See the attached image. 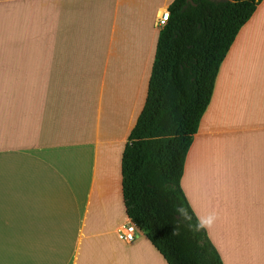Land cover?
<instances>
[{"label": "crops", "instance_id": "obj_1", "mask_svg": "<svg viewBox=\"0 0 264 264\" xmlns=\"http://www.w3.org/2000/svg\"><path fill=\"white\" fill-rule=\"evenodd\" d=\"M172 1L0 0V264H165L143 231L130 244L117 231L122 153ZM262 33L264 0L219 67L180 182L222 264H264V76L237 71L262 63Z\"/></svg>", "mask_w": 264, "mask_h": 264}, {"label": "trees", "instance_id": "obj_2", "mask_svg": "<svg viewBox=\"0 0 264 264\" xmlns=\"http://www.w3.org/2000/svg\"><path fill=\"white\" fill-rule=\"evenodd\" d=\"M261 0H173L159 29L143 107L121 158L127 218L165 264H222L181 188L215 78Z\"/></svg>", "mask_w": 264, "mask_h": 264}, {"label": "rangeland", "instance_id": "obj_3", "mask_svg": "<svg viewBox=\"0 0 264 264\" xmlns=\"http://www.w3.org/2000/svg\"><path fill=\"white\" fill-rule=\"evenodd\" d=\"M262 35H263V39L259 42L260 43V46L262 45V44H264V33H262ZM254 57H258L259 58V60H261L262 61V63L261 64H244V63H242L241 62V64H238L237 65V71L239 72V71H244V72H248L249 73V76H264V51L263 52H261V54H259V55H253ZM244 59H247V57L246 58H244ZM241 60V59H240ZM257 60V59H256ZM112 76V75H111ZM243 77H245V76H243ZM141 234H142V231H139ZM142 241H143V238H142ZM145 247L143 248V246H140V248L139 249H145V248H147V253H151V254H154V257L155 256H157L156 258H160V256L158 255V253H156L155 251H153V249L151 248L152 246L149 244V243H146V245H144ZM151 246V247H150ZM126 249V248H125ZM127 250V249H126ZM155 254H157V255H155ZM153 256V255H152ZM153 257V258H154ZM150 259H152V258H150ZM159 260H161L162 261V259L160 258ZM154 261V260H153ZM138 260H134L133 261V263L132 262H129V264H138ZM163 262V261H162ZM162 262H160V264H164V263H162ZM155 263V262H154ZM156 264V263H155Z\"/></svg>", "mask_w": 264, "mask_h": 264}, {"label": "built area", "instance_id": "obj_4", "mask_svg": "<svg viewBox=\"0 0 264 264\" xmlns=\"http://www.w3.org/2000/svg\"><path fill=\"white\" fill-rule=\"evenodd\" d=\"M168 19L169 11L167 9L161 11L156 20L157 27H159V29L163 27ZM138 234L139 230L131 221H128L126 224L122 225L121 228L117 231L118 239L126 244L132 243L137 238Z\"/></svg>", "mask_w": 264, "mask_h": 264}]
</instances>
